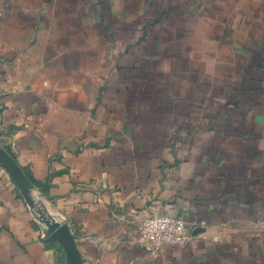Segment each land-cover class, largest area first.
Wrapping results in <instances>:
<instances>
[{
    "label": "crops",
    "instance_id": "crops-1",
    "mask_svg": "<svg viewBox=\"0 0 264 264\" xmlns=\"http://www.w3.org/2000/svg\"><path fill=\"white\" fill-rule=\"evenodd\" d=\"M0 146L81 264H264V0H0ZM37 217L0 163V264H66Z\"/></svg>",
    "mask_w": 264,
    "mask_h": 264
},
{
    "label": "water",
    "instance_id": "water-1",
    "mask_svg": "<svg viewBox=\"0 0 264 264\" xmlns=\"http://www.w3.org/2000/svg\"><path fill=\"white\" fill-rule=\"evenodd\" d=\"M0 163L10 173L22 190L23 196L28 200L36 213H38V221L41 222V224H44V234L46 236H51L62 246L66 255V264H81V256L75 244L74 236L67 229L64 223L51 218L45 213L43 209L44 204L41 203V201L36 199L37 204H35V196L31 194L33 186L29 178L19 166L15 158L1 146Z\"/></svg>",
    "mask_w": 264,
    "mask_h": 264
},
{
    "label": "built area",
    "instance_id": "built-area-1",
    "mask_svg": "<svg viewBox=\"0 0 264 264\" xmlns=\"http://www.w3.org/2000/svg\"><path fill=\"white\" fill-rule=\"evenodd\" d=\"M201 224L203 222H200ZM189 225L177 216L152 213L144 217L140 224V240L152 254H157L169 245H185L203 234L192 235Z\"/></svg>",
    "mask_w": 264,
    "mask_h": 264
},
{
    "label": "rangeland",
    "instance_id": "rangeland-1",
    "mask_svg": "<svg viewBox=\"0 0 264 264\" xmlns=\"http://www.w3.org/2000/svg\"><path fill=\"white\" fill-rule=\"evenodd\" d=\"M32 195H35L34 193H33V191H32V193H31ZM34 197V196H33ZM36 199H37V197H36V195H35V204H37V202H36ZM38 214V213H37ZM41 223V222H40Z\"/></svg>",
    "mask_w": 264,
    "mask_h": 264
},
{
    "label": "bare ground",
    "instance_id": "bare-ground-1",
    "mask_svg": "<svg viewBox=\"0 0 264 264\" xmlns=\"http://www.w3.org/2000/svg\"><path fill=\"white\" fill-rule=\"evenodd\" d=\"M46 213V212H45ZM47 214V213H46Z\"/></svg>",
    "mask_w": 264,
    "mask_h": 264
}]
</instances>
